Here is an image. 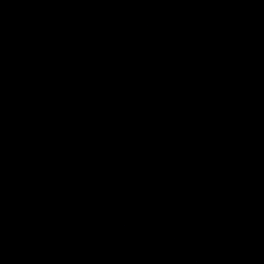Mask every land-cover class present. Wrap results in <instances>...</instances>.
Masks as SVG:
<instances>
[{"label":"water","instance_id":"1","mask_svg":"<svg viewBox=\"0 0 264 264\" xmlns=\"http://www.w3.org/2000/svg\"><path fill=\"white\" fill-rule=\"evenodd\" d=\"M0 264H264V0H0Z\"/></svg>","mask_w":264,"mask_h":264}]
</instances>
